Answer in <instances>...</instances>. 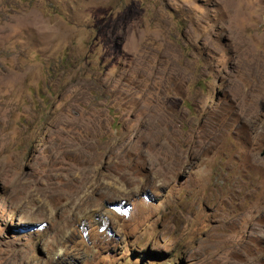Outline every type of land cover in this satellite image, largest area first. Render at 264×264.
Instances as JSON below:
<instances>
[{"label":"rangeland","instance_id":"rangeland-1","mask_svg":"<svg viewBox=\"0 0 264 264\" xmlns=\"http://www.w3.org/2000/svg\"><path fill=\"white\" fill-rule=\"evenodd\" d=\"M264 0H0V264H264Z\"/></svg>","mask_w":264,"mask_h":264},{"label":"bare ground","instance_id":"bare-ground-1","mask_svg":"<svg viewBox=\"0 0 264 264\" xmlns=\"http://www.w3.org/2000/svg\"><path fill=\"white\" fill-rule=\"evenodd\" d=\"M264 102V101H263ZM264 106V105H263ZM262 128H264V120H261L259 122V129H260V132L263 130Z\"/></svg>","mask_w":264,"mask_h":264}]
</instances>
